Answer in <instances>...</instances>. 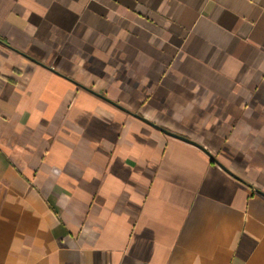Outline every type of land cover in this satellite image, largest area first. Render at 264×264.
<instances>
[{
	"label": "crops",
	"instance_id": "obj_1",
	"mask_svg": "<svg viewBox=\"0 0 264 264\" xmlns=\"http://www.w3.org/2000/svg\"><path fill=\"white\" fill-rule=\"evenodd\" d=\"M254 189L264 0H0V264H264Z\"/></svg>",
	"mask_w": 264,
	"mask_h": 264
},
{
	"label": "water",
	"instance_id": "obj_2",
	"mask_svg": "<svg viewBox=\"0 0 264 264\" xmlns=\"http://www.w3.org/2000/svg\"><path fill=\"white\" fill-rule=\"evenodd\" d=\"M88 90H89V89H88ZM89 91H91V90H89ZM91 92H92V91H91ZM93 93H94V92H93ZM147 123H148L149 125H151L152 127H154V128H156V129L160 130L161 132L165 133L166 135H169V136H171V137L177 138V139L182 140V141L187 142V143H191V144H193V145H195V146L201 148V149H202V150H203V151H204V152H205V153L211 158V160L217 162L216 159H215L213 156H211L207 150H205L202 146L198 145L197 143L191 141L190 139H188V138H186V137H183V136H180V135H178V134H175V133H173V132H170V131L166 130L165 128L160 127V126H157V125H155V124H153V123H151V122H148V121H147ZM217 163H218V162H217ZM222 168H223L225 171L229 172V171H228L226 168H224L223 166H222ZM229 173H230V172H229ZM234 177H235L236 179H238L239 181H242L240 178H238V177H236V176H234ZM254 190L257 191L259 194H261V195L264 196V194H263L261 191L256 190V189H254Z\"/></svg>",
	"mask_w": 264,
	"mask_h": 264
}]
</instances>
